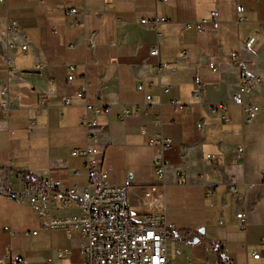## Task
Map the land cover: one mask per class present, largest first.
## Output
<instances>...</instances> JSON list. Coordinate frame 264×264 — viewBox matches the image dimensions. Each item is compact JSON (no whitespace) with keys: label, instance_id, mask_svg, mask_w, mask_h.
Here are the masks:
<instances>
[{"label":"crops","instance_id":"0c3cea01","mask_svg":"<svg viewBox=\"0 0 264 264\" xmlns=\"http://www.w3.org/2000/svg\"><path fill=\"white\" fill-rule=\"evenodd\" d=\"M236 3L244 6L240 22ZM211 9L218 11L217 28L182 27ZM155 17L162 19L155 29L139 22ZM7 20L16 21L15 31L7 30ZM153 46L157 55L149 53ZM232 51L253 77L244 100L264 101V0L0 1V89L7 88L12 104L0 108V184L20 190L19 173L85 184L84 157L70 151L86 141L80 122L84 102L74 95L86 82L88 101L111 106L109 114L96 116V155L110 182L131 180L128 200L136 216L145 210L143 186L155 180V149L147 143L156 129L155 113L161 132L171 138L164 182L166 219L177 230L170 244L177 249L173 264H218L216 241L235 264H264V111L242 122L232 100L241 80ZM69 64L75 75L68 81ZM156 64L164 65L157 71ZM197 82L200 100L191 95ZM147 94L151 100L145 105ZM67 96L71 103L64 105ZM173 99L183 108L171 104ZM132 103L138 108L119 122L116 113ZM218 103L224 105L212 110ZM240 144L243 153L236 157ZM207 154L214 155L209 163ZM231 176L237 194L228 189ZM79 210L78 196L52 208L57 217ZM240 211L244 229L238 226ZM4 225L29 233L11 236ZM200 228L199 241H187L186 233ZM83 241L78 229L40 228L26 201L0 193V264H81ZM7 247L10 256L1 262Z\"/></svg>","mask_w":264,"mask_h":264},{"label":"built area","instance_id":"2783aa9c","mask_svg":"<svg viewBox=\"0 0 264 264\" xmlns=\"http://www.w3.org/2000/svg\"><path fill=\"white\" fill-rule=\"evenodd\" d=\"M5 3V0H0ZM237 13L236 22L244 20L246 17L242 14L244 6L241 3L235 4ZM158 17L153 19L141 18L140 23L156 28L159 21ZM219 24L218 11L211 9L209 15L199 19H192L182 22L185 29H194L197 31L217 28ZM16 21L7 20V30L15 31ZM70 46V45H68ZM26 48V43L21 44V49ZM151 55H157V47L150 48ZM236 58L240 69L241 80L233 95V102L238 104L241 111L242 122H251L254 115L259 111H264V101H246L244 94L248 87L253 83V77L245 71V63L238 57L235 51L231 53ZM181 57L187 60V50L182 51ZM161 65H154L155 70H159ZM70 72L67 80L73 78V65H68ZM211 71H216L217 67L212 62L207 63ZM83 87L76 90L74 95L83 99L85 110L81 115L80 122L86 129V141L84 145L73 148L71 155L80 154L84 157V173L86 182L83 186L63 185L59 178L47 174L38 176H29L25 173H19L17 176L22 184L20 190L10 186L0 184V193L11 199L26 201L32 212L39 221V227L42 229L62 228L66 232L71 229H78L84 237L80 248L82 253L81 264H173L172 255L177 249L171 247L173 237L177 234L175 225L166 219L165 214V165L164 151L171 144V138L161 132V119L159 113L153 115V122L156 129L147 139V143L154 147L155 155L152 158V171L155 180L152 183L143 186V204L144 212L140 216L134 215L130 211L128 200V189L131 186L129 178L121 183H112L107 179V172L102 167V159L97 157L98 147L96 144L95 129L97 125L96 116L99 114H109L111 106L100 99L88 101L85 98ZM169 85H163L164 90ZM142 89V84L137 85ZM192 97L200 100L202 98V87L197 82L191 93ZM0 108L8 110L11 107V101L8 97L7 88L0 89ZM151 100V95H145V105ZM171 104L183 108L182 103L173 99ZM43 103V100L41 101ZM62 103L69 105L71 97L63 98ZM224 104L213 105L212 110L220 109ZM138 108V104H125L116 113V119L123 122L125 117ZM30 124L32 120H29ZM140 130L146 131V127L141 125ZM244 145L236 147L235 156L242 155ZM206 162L209 163L213 154L206 155ZM78 172V169H75ZM264 177V172H263ZM228 189L237 194L234 177L231 176ZM207 196L212 194L210 191L205 193ZM78 196L80 199V210L75 215L57 217L53 214L52 208L56 204L63 205L68 197ZM239 218L238 226L245 228L246 221L243 218V212L236 213ZM218 222H221L220 220ZM9 235L28 234L26 229H10L7 225L3 226ZM36 233V230H32ZM264 241V239H261ZM219 249L218 264H235L229 255L221 248L219 241L215 242ZM58 256L63 255V250L57 252ZM253 258L259 257V252L251 251ZM10 256V247L1 260ZM51 264H55L51 261Z\"/></svg>","mask_w":264,"mask_h":264},{"label":"water","instance_id":"95a60500","mask_svg":"<svg viewBox=\"0 0 264 264\" xmlns=\"http://www.w3.org/2000/svg\"><path fill=\"white\" fill-rule=\"evenodd\" d=\"M199 232H202V229H197V231L195 232H187L186 233V238H187V241L189 242H198L200 237L198 235Z\"/></svg>","mask_w":264,"mask_h":264}]
</instances>
